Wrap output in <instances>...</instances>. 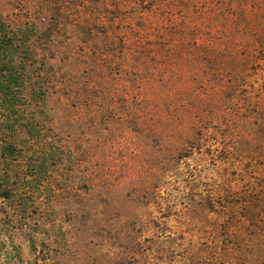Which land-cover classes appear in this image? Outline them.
I'll list each match as a JSON object with an SVG mask.
<instances>
[{
	"label": "trees",
	"instance_id": "1",
	"mask_svg": "<svg viewBox=\"0 0 264 264\" xmlns=\"http://www.w3.org/2000/svg\"><path fill=\"white\" fill-rule=\"evenodd\" d=\"M119 188L212 213L209 264H264V0H0L3 224L115 239L89 219Z\"/></svg>",
	"mask_w": 264,
	"mask_h": 264
},
{
	"label": "rangeland",
	"instance_id": "2",
	"mask_svg": "<svg viewBox=\"0 0 264 264\" xmlns=\"http://www.w3.org/2000/svg\"><path fill=\"white\" fill-rule=\"evenodd\" d=\"M125 190L119 188L113 193L110 206L90 210L93 226L106 224L102 220H107L112 226L109 235L115 239L95 237L89 243L85 238L82 243L79 238L65 254L57 256L51 252L45 229L31 245L24 231L3 224L10 216L0 206V264L210 263V245L201 242L208 239L212 213L201 208L186 212L179 207H160L151 198L137 200L133 193L126 197ZM76 222L78 217L72 224L78 228Z\"/></svg>",
	"mask_w": 264,
	"mask_h": 264
}]
</instances>
